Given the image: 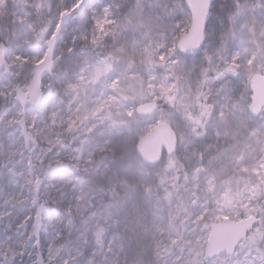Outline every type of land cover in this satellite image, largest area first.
I'll return each instance as SVG.
<instances>
[{
	"label": "snow or ice",
	"instance_id": "snow-or-ice-1",
	"mask_svg": "<svg viewBox=\"0 0 264 264\" xmlns=\"http://www.w3.org/2000/svg\"><path fill=\"white\" fill-rule=\"evenodd\" d=\"M0 264H264V0H0Z\"/></svg>",
	"mask_w": 264,
	"mask_h": 264
}]
</instances>
